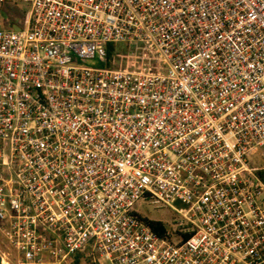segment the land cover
<instances>
[{
	"label": "built area",
	"instance_id": "2783aa9c",
	"mask_svg": "<svg viewBox=\"0 0 264 264\" xmlns=\"http://www.w3.org/2000/svg\"><path fill=\"white\" fill-rule=\"evenodd\" d=\"M17 3L0 264H264V0H0Z\"/></svg>",
	"mask_w": 264,
	"mask_h": 264
},
{
	"label": "rangeland",
	"instance_id": "374dc122",
	"mask_svg": "<svg viewBox=\"0 0 264 264\" xmlns=\"http://www.w3.org/2000/svg\"><path fill=\"white\" fill-rule=\"evenodd\" d=\"M22 7L21 4H16V6H10L9 4H4L0 6V29H10V20H14L16 22H20L22 19ZM115 64L119 65L117 67H123L128 69L131 65V59L126 58L125 56H121L116 58ZM94 67H102V65L96 64ZM264 165V159H261L259 156L255 157L254 166H262ZM255 175L264 181V171L256 172ZM147 203H139V207L137 208V212L142 216L147 218H151L154 220H159L164 227H168L172 223H178L177 215L169 208L164 205H161L157 208H154L153 205L149 204V200ZM175 207H179V204L174 203ZM156 207V206H155ZM0 250L7 251L5 246L3 245L0 239ZM11 254L12 251L8 250Z\"/></svg>",
	"mask_w": 264,
	"mask_h": 264
},
{
	"label": "trees",
	"instance_id": "16d2710c",
	"mask_svg": "<svg viewBox=\"0 0 264 264\" xmlns=\"http://www.w3.org/2000/svg\"><path fill=\"white\" fill-rule=\"evenodd\" d=\"M114 49L113 45H109L108 46V57L111 55V51ZM153 225L156 226V228H160L158 224L153 223ZM72 264H92L91 262H89V258H87L84 255V252L76 254L73 257V261Z\"/></svg>",
	"mask_w": 264,
	"mask_h": 264
}]
</instances>
